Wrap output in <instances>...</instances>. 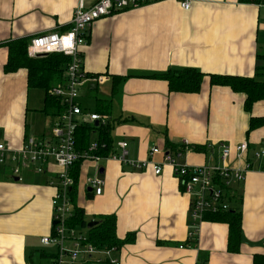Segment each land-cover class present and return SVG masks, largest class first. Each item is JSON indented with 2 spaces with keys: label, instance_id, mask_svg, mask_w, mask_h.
Wrapping results in <instances>:
<instances>
[{
  "label": "crops",
  "instance_id": "obj_1",
  "mask_svg": "<svg viewBox=\"0 0 264 264\" xmlns=\"http://www.w3.org/2000/svg\"><path fill=\"white\" fill-rule=\"evenodd\" d=\"M76 4L77 0H0V141L12 149L28 136L49 134L45 135L47 116L41 111L44 94L27 87L24 68L3 70L7 43L50 30L65 31ZM262 55L264 4L252 2L191 0L186 10L178 0H158L100 17L88 28L80 47L81 64L85 75H103L101 83L110 84L98 99H109L108 115L115 121L110 132L113 151L124 140L129 159L163 163L159 174L150 167L135 168L112 159L81 163L76 206L90 220L113 215L115 235L121 240L130 235L112 254L115 264H251L253 254L264 253V170H260L264 157L253 156L264 150V123L248 131L250 116L264 120V99L247 112L244 94L211 85L208 76L196 93L170 92L166 80L153 76L184 67L254 76L255 71L264 72ZM112 75L124 77L114 91ZM82 109L96 112L91 106ZM126 117L132 121L117 122ZM243 141L251 168L225 190L228 204L241 212L238 252L227 250L226 224L208 220L199 223L195 245L183 246L191 229L190 196L181 191L163 156L180 151L181 163L218 164L220 144L225 143L232 147L228 164L242 168L245 161L236 157L234 146ZM195 145L206 150L195 151ZM151 147L160 151L149 155ZM43 170L38 173L30 166L16 179L8 168L0 169V264H48L41 251L55 252L40 239L52 233L50 200L55 191L50 182L59 168L49 160ZM88 174L103 179L100 194L87 188ZM93 256L80 264H109L96 262Z\"/></svg>",
  "mask_w": 264,
  "mask_h": 264
},
{
  "label": "built area",
  "instance_id": "obj_2",
  "mask_svg": "<svg viewBox=\"0 0 264 264\" xmlns=\"http://www.w3.org/2000/svg\"><path fill=\"white\" fill-rule=\"evenodd\" d=\"M158 0H77L73 15L65 31L50 30L31 37L27 44L29 57L42 56L51 52L63 53L70 57L65 67V81L61 85L47 90L52 96H58L63 105L60 115L54 117V122L48 137H26L21 146L12 149L0 141V169L8 168L12 176L18 177L23 170L35 166L38 173H44L43 165L51 160L58 168V172L50 182L54 187V194L50 204L54 233L42 236L40 243L43 246L55 247V258L49 264H77L78 261L88 259L99 253L97 261L109 264L117 263L112 254L117 248H96L86 242V238L76 230H67L66 221L72 214L73 206L69 192L73 184L71 168L78 160L97 163L101 159H112L118 163L135 168L150 167L154 174H159L163 163L151 161H136L128 158L127 142L117 143V152L106 156L95 153L97 143L91 141L83 150L75 147L74 132L77 125L84 121L106 123L109 115L97 112L84 111L77 102V86L85 76L80 57V47L85 44L88 28L100 17H105L116 11L139 8ZM183 9H189L191 0H178ZM94 80L101 82L105 76L99 75ZM97 123V124H98ZM183 144L187 145L185 140ZM158 147H151L149 155L159 152ZM237 158H243L242 168L230 166L228 157L232 147L220 144V162L218 164L192 165L178 161L181 152L176 156L165 154L163 162L167 164L173 175L179 181L181 191L189 195V219L191 229L187 233L183 246L192 247L199 230V223L203 221L205 212L228 209L225 190L233 182L243 179L245 171L251 168L247 161L248 145L245 141L234 146ZM256 159L264 157V150L254 152ZM264 170V169H260ZM104 181L98 174L86 178V186L95 194H100ZM227 188V189H226ZM69 243V245L67 244ZM96 259V258H95Z\"/></svg>",
  "mask_w": 264,
  "mask_h": 264
},
{
  "label": "trees",
  "instance_id": "obj_3",
  "mask_svg": "<svg viewBox=\"0 0 264 264\" xmlns=\"http://www.w3.org/2000/svg\"><path fill=\"white\" fill-rule=\"evenodd\" d=\"M240 2H252L255 4H264V0H238ZM28 38L22 37L11 40L7 43V59L3 65L4 72H14L20 68L27 71V87L42 89L44 91V104L42 112L46 115L56 117L63 111L64 105L58 96H52L47 90L56 85H61L65 81V67L70 61V57L59 52H51L37 57H29L27 55ZM260 56V55H258ZM261 57H264L262 55ZM264 70V65L261 67ZM86 77H97L98 74H86ZM153 76L161 77L166 80L168 90L176 93H196L201 88V83L205 76H208L211 85L226 86L233 92H239L245 95L243 103L244 110L251 111L256 101L264 99V72L255 71L254 76H242L232 74H215L204 73L198 69L184 67L181 69H168L163 73H155ZM124 77L121 75H112L111 91L119 84ZM109 99L99 100L94 111L108 115ZM131 118V117H130ZM129 117L118 119L117 122H126L131 120ZM264 120L261 117L250 116L248 131L262 125ZM115 121H107L106 123H98L84 121L77 125L74 132L75 147L77 150L86 149L90 142L95 140L97 143L96 154L100 156L109 155L115 151L112 149V140L110 132ZM94 136V138H93ZM167 146L173 149L168 139ZM171 148V149H172ZM208 148V147H207ZM195 151L206 150L204 146L195 145ZM82 160H78L71 168V176L73 184L71 186L69 196L73 205L72 214L67 218V230L85 229L86 242L92 244L96 248H118L123 242L129 240L127 235L123 240L115 235V217L113 215H104L100 221L87 228V221L84 217V211L75 204L76 184L78 181L79 170ZM227 189V188H226ZM90 196L89 194H87ZM203 220L222 222L227 226V250L236 253L242 243L241 234V212L237 206L229 205L226 210L205 212ZM54 233V227L52 233ZM81 233V232H80ZM195 245V242L193 246ZM41 256L51 262L55 258V253H47L41 251ZM48 262V264H49ZM251 264H264V253H255L252 257Z\"/></svg>",
  "mask_w": 264,
  "mask_h": 264
},
{
  "label": "rangeland",
  "instance_id": "obj_4",
  "mask_svg": "<svg viewBox=\"0 0 264 264\" xmlns=\"http://www.w3.org/2000/svg\"><path fill=\"white\" fill-rule=\"evenodd\" d=\"M81 81H84L87 84H83V82L78 84V86H77V90H78L77 101H79L81 103L80 105L82 108H84V107L88 108L89 106L95 108V106L98 105V100H99L98 98L104 96L103 95L104 93H101V90H107V92H108V90H109L108 87L110 86V84L108 82L101 83L102 81L98 82L94 79H87V78H82ZM89 85L95 86V87L97 86L98 90H96V88H88ZM38 91H40L44 94V91L42 89H39ZM46 116L47 117H46V124H45L44 132H45V135H47V134L50 135L49 132H50L52 125H53V123H50V120L52 121L53 116H49V115H46ZM109 121L112 122L113 118L109 117ZM90 175L91 174H88V176H90ZM89 218H90L89 215H87L85 213V220L87 222L90 220ZM78 230H81V232L86 231L85 229L77 228L76 231L78 232ZM99 256H100L99 253H95V255L93 256L94 258H96V260H95L96 262H99V261H97V258ZM81 262L82 261H78L77 264H80Z\"/></svg>",
  "mask_w": 264,
  "mask_h": 264
},
{
  "label": "water",
  "instance_id": "obj_5",
  "mask_svg": "<svg viewBox=\"0 0 264 264\" xmlns=\"http://www.w3.org/2000/svg\"><path fill=\"white\" fill-rule=\"evenodd\" d=\"M97 123H98L97 121H94L95 125H97ZM15 178L17 179L18 177H15ZM98 222H99V220H90L87 222L86 226H87V228H90V227L96 225ZM55 223H56V221L52 220V224L54 225Z\"/></svg>",
  "mask_w": 264,
  "mask_h": 264
},
{
  "label": "bare ground",
  "instance_id": "obj_6",
  "mask_svg": "<svg viewBox=\"0 0 264 264\" xmlns=\"http://www.w3.org/2000/svg\"><path fill=\"white\" fill-rule=\"evenodd\" d=\"M187 167H191L192 165L186 164Z\"/></svg>",
  "mask_w": 264,
  "mask_h": 264
}]
</instances>
